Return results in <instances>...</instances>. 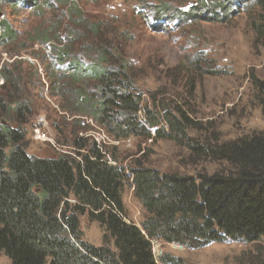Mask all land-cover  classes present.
Masks as SVG:
<instances>
[{
	"label": "trees",
	"instance_id": "1",
	"mask_svg": "<svg viewBox=\"0 0 264 264\" xmlns=\"http://www.w3.org/2000/svg\"><path fill=\"white\" fill-rule=\"evenodd\" d=\"M21 1L0 3L13 6ZM66 1L67 20L32 41L49 46L57 65L69 63L66 70L55 69L59 72L51 83L58 84L56 96L66 103L61 110L84 118L87 126L73 133L70 145H63L69 151L53 145L50 155L28 154L23 126L31 115L20 100V78L0 69V253L10 264H158L153 241L201 249L264 238V131L226 141L190 138L189 132H200L202 126L190 117L186 102H165L159 94L143 99L138 87L142 72L134 69L125 49L132 39L120 31L128 23L105 25L83 16L78 3ZM132 1L138 5L137 15L152 18L154 32L171 24L254 12L251 27L264 45V0H196L186 10L162 1ZM15 38L13 29L0 22V43ZM122 39L127 44L120 43ZM195 61L194 71L218 74L210 65L201 68L199 57ZM179 69L166 71L163 78L174 80ZM262 71V78L252 73L250 80L264 119V64ZM186 83L191 100L195 80L190 77ZM89 123L112 142L169 140L186 146L194 164L222 163L226 170L194 176L162 173L139 161L123 167L87 133ZM127 184L145 213L139 227L128 220L123 204ZM84 216L102 228V247L83 241ZM163 260L185 264L179 258ZM253 264H264V247H256Z\"/></svg>",
	"mask_w": 264,
	"mask_h": 264
},
{
	"label": "rangeland",
	"instance_id": "2",
	"mask_svg": "<svg viewBox=\"0 0 264 264\" xmlns=\"http://www.w3.org/2000/svg\"><path fill=\"white\" fill-rule=\"evenodd\" d=\"M30 1L36 4L35 7L26 3ZM71 1L78 3L83 16L97 22L114 26L119 21L128 23V27L120 28V31L132 39L125 49L130 62L135 64L134 69L142 72L140 79L143 82L138 83V87L144 93L143 99L149 101L151 95L159 94L165 102H186L190 117L202 126L200 132L190 131V138L200 143L215 137L226 141L264 131V119L250 80L252 73L257 78L263 77L264 64V45L256 39L251 27L254 12L243 10L226 20L171 24L162 32H154L150 26L152 18L137 15L138 5L132 0ZM155 1L185 10L196 2ZM67 8L65 0H23L13 6L0 3V22L5 21L16 34L14 40L0 43V69L7 68L20 78V100L25 101L31 115L23 126L26 151L30 155H50L53 145L69 151L71 148L63 145H70L73 133L81 132L87 126L84 118L70 117L61 110L66 103L56 96L58 84L51 83L54 73L59 72L55 69L66 70L69 63L57 65L55 57L49 53V46L32 41L37 34L48 36L52 33L58 21L66 19ZM127 42L120 40V43ZM198 57L203 60L201 68L210 65L218 74L194 71ZM175 67L180 69L176 70L174 80L167 76L163 78L166 71ZM190 77L195 80V92L188 100L185 87ZM88 125L87 133L103 143L123 167L139 161L162 173L194 176L226 170L222 163L194 164L187 147L173 141L142 142L131 138L117 143L107 139L98 126ZM122 199L128 220L139 227L145 213L128 184L123 188ZM80 230L83 241L94 247L103 246V230L97 223L84 216L80 218ZM152 243L158 264L164 263L165 256L182 259L185 264H253L256 247H264V238L251 244L213 243L201 249H186L161 241ZM0 264H10L2 253Z\"/></svg>",
	"mask_w": 264,
	"mask_h": 264
},
{
	"label": "built area",
	"instance_id": "3",
	"mask_svg": "<svg viewBox=\"0 0 264 264\" xmlns=\"http://www.w3.org/2000/svg\"><path fill=\"white\" fill-rule=\"evenodd\" d=\"M35 138V137H34ZM37 138V137H36ZM158 262V261H157Z\"/></svg>",
	"mask_w": 264,
	"mask_h": 264
}]
</instances>
